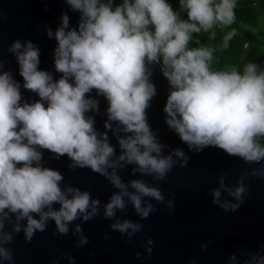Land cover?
Here are the masks:
<instances>
[{"label": "clouds", "instance_id": "clouds-1", "mask_svg": "<svg viewBox=\"0 0 264 264\" xmlns=\"http://www.w3.org/2000/svg\"><path fill=\"white\" fill-rule=\"evenodd\" d=\"M40 2L51 11L53 0ZM60 2L65 7L57 27L44 26L55 41L50 67L41 68V49L31 39L7 47L15 72L0 52V264H16L19 234L31 243L50 222L54 235L75 237L76 248L90 243L83 225L98 217L131 242L157 205L175 213V193L160 185L207 149L248 166L222 172L208 190L214 206L237 212L251 181L264 179V62L220 66L217 55L238 35V0ZM4 19L0 10V23ZM157 72L167 84L164 123L187 151L163 143L150 123ZM46 153L48 160L67 158L72 172L103 177L113 189L107 201L66 183L59 169L47 166ZM125 170L132 178L124 179ZM129 205L139 220L126 218ZM142 243L136 257H151L155 241ZM210 244L202 242L201 250ZM59 259L76 264L67 253L56 264ZM227 264H264V245L238 248Z\"/></svg>", "mask_w": 264, "mask_h": 264}, {"label": "water", "instance_id": "water-1", "mask_svg": "<svg viewBox=\"0 0 264 264\" xmlns=\"http://www.w3.org/2000/svg\"><path fill=\"white\" fill-rule=\"evenodd\" d=\"M48 6L51 11L45 12L40 0H0V10L5 16L0 23V52L8 59V66L14 72L16 61L7 53V47L17 38L31 39L37 43L41 49V68L51 66L55 41L47 39L44 26L47 24L55 29L65 6L60 0H53ZM71 19L75 24L77 17L73 15ZM17 79H20L18 75ZM154 80L159 95L149 111L150 123L153 129L160 130L163 143L184 147L187 151L186 146L168 131L164 123L162 108L167 94L166 81L159 72ZM103 109L102 104L101 112ZM103 120V115L97 117L100 130H103ZM189 155L192 156L191 153ZM48 157L46 153L47 166L59 169L65 175L66 183L89 189L94 197H99L102 202L107 201L113 189L103 177L87 169L72 172L67 167V158L55 161L48 160ZM247 167L242 161L228 158L219 150L207 149L200 155L192 156L187 168L174 169L169 182L160 185L166 194L175 193V213L170 214L163 205H157L155 213L140 221L144 230L131 242L112 231L110 221L98 217L83 225L90 243L76 248V238L54 235L55 225L50 222L48 230L38 233L31 243H25L23 233L16 237L13 245L16 264H56L64 253L75 257L76 264H190L192 260H196V264H227L228 255L238 248L256 251L260 245H264V179L251 181L250 196L235 213L225 214L214 206L208 190L217 186L216 178L222 172ZM129 171L122 173L126 180L132 178ZM126 218L139 220L133 214L131 205ZM105 233L109 235L107 240L104 239ZM149 237L155 241L153 253L151 257L145 255L138 259L136 252H144L142 242ZM205 241H211V244L206 251H202L200 245ZM59 264L69 262L59 259Z\"/></svg>", "mask_w": 264, "mask_h": 264}, {"label": "trees", "instance_id": "trees-1", "mask_svg": "<svg viewBox=\"0 0 264 264\" xmlns=\"http://www.w3.org/2000/svg\"><path fill=\"white\" fill-rule=\"evenodd\" d=\"M238 35L231 42V47L218 52L219 65L236 63L243 60H259L264 62V0L258 7L253 6L252 0H238ZM222 33L218 34L217 43ZM248 43V48L244 45Z\"/></svg>", "mask_w": 264, "mask_h": 264}, {"label": "built area", "instance_id": "built-area-1", "mask_svg": "<svg viewBox=\"0 0 264 264\" xmlns=\"http://www.w3.org/2000/svg\"><path fill=\"white\" fill-rule=\"evenodd\" d=\"M260 1H261V0H252V2H253V6H254V7H258ZM246 44H248V43H246Z\"/></svg>", "mask_w": 264, "mask_h": 264}]
</instances>
